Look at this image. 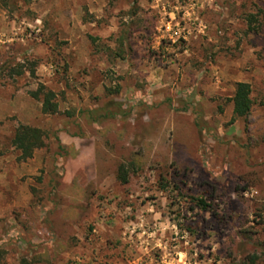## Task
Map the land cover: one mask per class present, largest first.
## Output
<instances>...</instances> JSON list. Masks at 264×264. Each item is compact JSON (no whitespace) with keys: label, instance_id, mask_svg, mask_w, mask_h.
I'll use <instances>...</instances> for the list:
<instances>
[{"label":"rangeland","instance_id":"1","mask_svg":"<svg viewBox=\"0 0 264 264\" xmlns=\"http://www.w3.org/2000/svg\"><path fill=\"white\" fill-rule=\"evenodd\" d=\"M240 82L252 109L233 121ZM20 125L46 135L26 161ZM253 254L264 264V0H0V264Z\"/></svg>","mask_w":264,"mask_h":264},{"label":"trees","instance_id":"2","mask_svg":"<svg viewBox=\"0 0 264 264\" xmlns=\"http://www.w3.org/2000/svg\"><path fill=\"white\" fill-rule=\"evenodd\" d=\"M15 74L21 75L22 71L15 70ZM250 86L246 83H237L235 91L231 99L233 121L237 119L247 120L250 117L252 109V99L250 97ZM35 100L41 102V112L44 115H54L58 111L57 103L54 101L55 95L46 90L43 86L31 93ZM45 133L39 128L20 125L18 126L11 138V144L14 149L19 152V161H26L33 156L34 151L39 150L45 146ZM128 170L124 165L119 166L117 178L122 184H126L128 179ZM195 207L204 212H210L213 216L216 214L213 211L211 204L203 199H192ZM259 257L256 254L247 257V264H257Z\"/></svg>","mask_w":264,"mask_h":264}]
</instances>
